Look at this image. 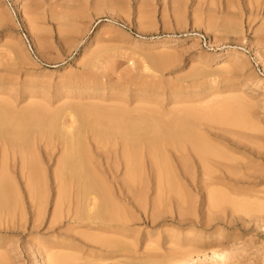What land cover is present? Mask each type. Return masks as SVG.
Wrapping results in <instances>:
<instances>
[{
	"label": "rangeland",
	"instance_id": "1",
	"mask_svg": "<svg viewBox=\"0 0 264 264\" xmlns=\"http://www.w3.org/2000/svg\"><path fill=\"white\" fill-rule=\"evenodd\" d=\"M67 12L77 14L75 19L65 20ZM263 30L264 0H0V98L20 112L36 104L50 109L74 101L76 105L78 96H151L164 116L178 111L177 116L170 113L177 123L198 125L197 131L216 155L210 158L248 162L242 188L264 193ZM10 43L17 44L14 52L8 49ZM233 97L249 106L241 110L242 118L255 129L245 127V121L239 127L230 125L223 114L209 111L210 106L230 104ZM180 108L193 115L180 114ZM47 149L50 157L43 146L34 151L46 179L45 219L32 227L33 213L24 204L21 224L0 227L3 264H46L48 251L74 257L66 264H131L132 258L153 255L157 247L166 250L170 232L182 239L191 233L205 249L230 250L224 264L264 260V221L228 211L207 214L203 194L192 190L195 162L187 158L183 173L168 147L154 159L156 166L147 154L139 157L130 189L119 187L124 181L121 160L114 161L111 154L108 160L94 159L100 171L116 172L107 182L129 219L119 224L125 232L104 233L68 218L49 225L56 192L51 175L61 152L56 143ZM6 168L11 178L19 176L9 158ZM17 187L23 195L24 182ZM179 195L185 199L183 218L178 216ZM92 237L135 243L137 253L132 257V252L104 249ZM61 244L67 249L57 248ZM220 260L207 257L204 264Z\"/></svg>",
	"mask_w": 264,
	"mask_h": 264
},
{
	"label": "bare ground",
	"instance_id": "2",
	"mask_svg": "<svg viewBox=\"0 0 264 264\" xmlns=\"http://www.w3.org/2000/svg\"><path fill=\"white\" fill-rule=\"evenodd\" d=\"M76 15L67 12L63 14V18L74 20ZM66 24L63 25L68 27ZM10 44L11 46L7 45L8 49L14 52L17 44ZM219 57L222 58V56ZM225 59L231 62L235 60V58L227 57ZM150 98L151 96H84V98L78 96L74 98L80 102L76 105L74 101L71 105L70 102L67 103L70 106L62 104V107L50 109L36 104L34 109L20 112L8 99L0 98V227H14L18 223L21 224L24 221L22 209L24 204H28L33 213L32 227H37L38 223L40 224L45 219L48 196L46 179L40 167L38 168L34 151L38 152L43 146L45 155L50 157L47 147L49 148L54 143L60 147L61 153L55 161V168L51 175L56 192L53 210L50 211L49 225H55L62 218H68L79 224L88 223V227L95 226L104 233L121 234L125 232L126 230L119 224H126L129 219L117 205L114 193L107 182V179L116 172L107 168L100 171L102 167H98L94 159L98 157L100 160H108L110 158L108 154H111V159L114 161L121 160L124 168V181L119 187L124 186L130 189L134 164L140 159L139 157L145 153L154 163V159L165 152V147L175 152L180 160L179 164L183 173L187 171L189 163L187 158L195 162L190 174L191 181L196 183L192 185V190L203 194L202 206L207 214L228 211L231 215L248 216L254 222L264 221V193L242 188L246 180L245 172L251 165L230 157L210 158V155H216L211 145L209 146L197 131L198 125H193L189 121L184 123L180 120L177 123L176 117L172 115L175 113L173 110L169 116L172 115L174 120L168 116V113V117L164 116L160 110V104L152 102ZM233 99L235 98L229 101H232L230 104L222 102L227 106L222 105L221 107L220 103L217 105L220 107L218 109L216 105L213 106L214 108L210 106L209 111L213 112L215 109L219 116L223 114L221 115L223 120L239 127L246 120L245 117V120L242 118L241 110L244 111L249 106L244 107V103L242 104L241 99L238 101L237 97L236 100L233 101ZM180 109L182 110L180 114L182 112L187 114L191 111L185 108H183L185 110ZM192 112L191 115H193ZM176 113L179 114L178 111ZM196 116L198 117V114ZM219 116L216 117L219 118ZM247 122H244V126L249 124L248 127L252 128L254 124ZM179 123L183 125L180 126ZM244 126L241 127L244 128ZM8 158L12 163V170H18L17 178H11L7 173ZM20 181L24 182L25 193L23 195H20L17 187ZM177 202L178 216L183 218L184 196L179 195ZM205 217L207 221H211L210 216L205 214ZM169 234L170 236L165 241L168 245L166 250L162 251L160 247H157L153 255L143 254L141 257L137 255L138 258H132L131 264L141 261L154 264H204V259L207 257L221 259L219 263L212 264H224L225 259L223 258L230 252L228 249L221 248L216 251L208 246L205 249L194 241L196 236L191 233L185 234L184 239L180 238L182 237L180 234L172 232ZM108 240L92 237V241L101 244L104 249H112L120 253L128 252V254L132 252V257L137 253L135 243ZM207 241L210 242L212 239ZM57 248L65 250L67 245L61 244ZM48 252L47 255L44 254L47 257L46 264H66L67 258L74 259V257H67L68 255L61 253L48 254ZM0 264H3L1 260ZM256 264H264V260Z\"/></svg>",
	"mask_w": 264,
	"mask_h": 264
}]
</instances>
